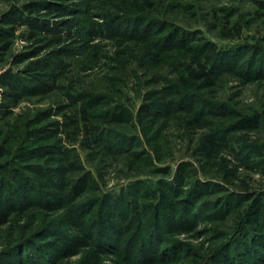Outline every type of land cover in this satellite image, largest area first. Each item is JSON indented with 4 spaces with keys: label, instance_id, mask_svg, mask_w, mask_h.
<instances>
[{
    "label": "rangeland",
    "instance_id": "rangeland-1",
    "mask_svg": "<svg viewBox=\"0 0 264 264\" xmlns=\"http://www.w3.org/2000/svg\"><path fill=\"white\" fill-rule=\"evenodd\" d=\"M255 205L264 0H0V264H264Z\"/></svg>",
    "mask_w": 264,
    "mask_h": 264
},
{
    "label": "trees",
    "instance_id": "trees-1",
    "mask_svg": "<svg viewBox=\"0 0 264 264\" xmlns=\"http://www.w3.org/2000/svg\"><path fill=\"white\" fill-rule=\"evenodd\" d=\"M231 29L236 31V35L240 34L241 28L237 25V23L233 24ZM223 38L229 39L227 35H224ZM206 52H207L206 54H201V55L199 54L198 57H194L192 59L191 64L187 67L186 71L188 72V76L191 82L195 84L201 83L204 86H211L213 83V78L215 76L213 68L211 66H213L214 62H216L217 60H223V61L228 60L230 57L229 56L230 53L228 52L217 53L215 46H212V45H210L209 49ZM58 66L60 67L61 65H58ZM3 84H5L9 89L12 90V92L16 94L15 90L17 87L7 82H3ZM150 108H151L150 106L142 107L143 109L142 112H143L144 117L152 116ZM82 112H83V118H85L84 110H82ZM70 120L73 121L74 127L76 126L75 128L78 129V127L80 126L79 122L75 123L76 121L74 120V118H71V117H70ZM83 121L85 120L83 119ZM82 127L84 128V131L89 139V142L87 145L91 147L92 145H94L95 142H97L96 135L98 134L99 129L96 127H93L91 124H88L86 121L83 123ZM216 139L217 138L215 136H212L211 134H207L204 136L200 148H201L202 153L205 155V157L210 158V159L216 158L217 150L219 149L218 148L219 142ZM22 193L23 192L20 190L19 191L14 190L12 195L15 194L17 199H20L21 197L23 198ZM8 194H11V191H9ZM261 206L262 208L264 207L263 205H255L254 208L260 209Z\"/></svg>",
    "mask_w": 264,
    "mask_h": 264
}]
</instances>
